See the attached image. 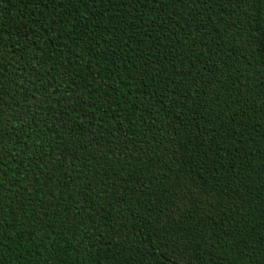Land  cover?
<instances>
[{
  "label": "trees",
  "instance_id": "16d2710c",
  "mask_svg": "<svg viewBox=\"0 0 264 264\" xmlns=\"http://www.w3.org/2000/svg\"><path fill=\"white\" fill-rule=\"evenodd\" d=\"M0 264H264V0H0Z\"/></svg>",
  "mask_w": 264,
  "mask_h": 264
}]
</instances>
